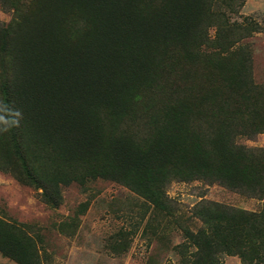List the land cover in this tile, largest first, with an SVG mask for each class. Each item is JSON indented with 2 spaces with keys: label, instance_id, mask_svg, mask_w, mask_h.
<instances>
[{
  "label": "trees",
  "instance_id": "16d2710c",
  "mask_svg": "<svg viewBox=\"0 0 264 264\" xmlns=\"http://www.w3.org/2000/svg\"><path fill=\"white\" fill-rule=\"evenodd\" d=\"M45 1V7L31 1L32 17L39 18L34 21L21 13L22 2L0 0L14 14L11 23L0 25V172L40 190V201L53 209L61 204V188L74 183L114 182L154 211L167 207L165 189L174 181L216 183L261 201V207L246 211L201 203L193 211L200 226L181 228L185 241L177 247L188 256L186 264H222L224 256L264 264V165L258 164L259 151L236 142L238 134L250 139L264 133V117L245 130L237 122L227 124L225 132L206 140L196 130L192 109L199 100L208 104L210 92L181 90L151 140L141 144L120 125L108 132L99 115L107 109L115 121L121 118L126 97L157 64L151 47L186 36L197 23L198 2L167 0L163 9L144 13L137 0ZM232 46L218 56L226 60L237 53ZM236 66L230 70L238 88L246 71ZM215 67L224 72L222 65ZM246 87L245 92L256 89L252 82ZM31 242L22 226L0 217L3 257L40 264Z\"/></svg>",
  "mask_w": 264,
  "mask_h": 264
},
{
  "label": "rangeland",
  "instance_id": "374dc122",
  "mask_svg": "<svg viewBox=\"0 0 264 264\" xmlns=\"http://www.w3.org/2000/svg\"><path fill=\"white\" fill-rule=\"evenodd\" d=\"M14 1L23 3L24 17L38 21L36 15L32 17L35 8L31 1L35 0ZM166 1L137 0L136 4L138 10L150 13L163 9ZM187 1L180 0L181 4ZM196 1L197 23L191 31L182 38L151 47V58L157 59V64L126 97L125 109L118 115L121 118L115 121L107 109L99 111L108 132L120 125L118 129L147 144L163 119L165 108L180 98L181 90L192 88L195 93L205 89L210 92L208 104L199 100L192 109L196 130L203 139L225 132L227 124L237 122L245 125V130L264 117V0ZM37 2H41L38 6L47 5L45 0ZM13 15L12 10L7 12L0 5V25L11 23ZM69 19L70 11L63 23ZM89 28L95 32L96 26ZM194 34L202 36L199 43ZM229 43L233 44L232 50H239L222 60L219 50ZM215 59L221 60L219 64L211 63ZM238 64L246 71L238 87L241 91L230 70V65ZM217 65H222L223 73L216 70ZM251 82L256 89L245 92V85L249 88ZM250 111L255 114L247 118ZM236 136L238 145L259 151L258 164L264 165V133L250 139ZM39 192L0 172V217L22 226L33 241L40 264H186L188 256L177 247L185 241L181 228L194 231L200 226L193 211L201 203L246 211H258L262 203L203 181L172 182L165 189L167 207L159 211H154L138 194L111 181L63 187L61 204L55 209L40 201ZM0 264L17 263L0 254ZM222 264L241 263L237 257L224 256Z\"/></svg>",
  "mask_w": 264,
  "mask_h": 264
}]
</instances>
